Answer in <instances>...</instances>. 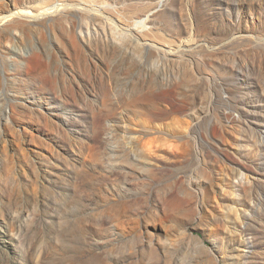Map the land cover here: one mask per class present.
Instances as JSON below:
<instances>
[{
	"label": "rangeland",
	"instance_id": "1",
	"mask_svg": "<svg viewBox=\"0 0 264 264\" xmlns=\"http://www.w3.org/2000/svg\"><path fill=\"white\" fill-rule=\"evenodd\" d=\"M39 4L0 24V264H264V0L0 15Z\"/></svg>",
	"mask_w": 264,
	"mask_h": 264
},
{
	"label": "bare ground",
	"instance_id": "2",
	"mask_svg": "<svg viewBox=\"0 0 264 264\" xmlns=\"http://www.w3.org/2000/svg\"><path fill=\"white\" fill-rule=\"evenodd\" d=\"M105 3V2H104ZM45 5V4H44ZM47 5V4H46ZM53 5V4H52ZM58 5V4H56ZM56 5L54 4L53 7H50V6H41L40 4L39 5H33L31 6L30 8H22V7H18L15 11L13 12H6V13H11L10 15H7L6 13L5 14H2L0 15V24L7 20L8 18L10 17H28V18H31V19H34L35 21H38L36 25H41L45 23V21L41 20L42 18H45L47 16H49L52 11L51 9L55 8ZM81 3H75V2H72V1H68L67 3L64 4L65 8L68 7V12H70L71 10H82V7L81 6H84V5H81ZM84 8V7H83ZM87 8V7H86ZM85 9V8H84ZM83 9V10H84ZM54 13V12H53ZM87 14L90 16V17H93V18H96L98 19L97 16H93L91 14V10L87 9ZM103 16V15H102ZM133 20V19H132ZM136 21V20H135ZM144 20H141L140 22H138L139 24H143ZM133 23V22H132ZM145 23V22H144ZM112 29H114L115 31H117V25L116 23L113 21L112 23ZM26 26L27 25H23V24H11L8 28V30H0V39H1V36H3V34H6L8 36H11L14 32V30H26ZM35 26V25H34ZM33 27V26H32ZM135 28V27H134ZM138 28V27H136ZM140 29V28H139ZM138 29V30H139ZM133 30V28H132ZM6 31V32H5ZM119 32V31H118ZM115 33V32H114ZM121 34V31L119 33V35ZM125 35V34H124ZM115 36V34H114ZM123 36V35H122ZM119 38V37H118ZM117 38V39H118ZM138 38V37H137ZM117 41V40H116ZM186 42H188V44H192V40H187ZM123 43V42H122ZM133 43V41L131 42ZM118 44V43H116ZM133 45L141 50H147V47L145 46L146 44H143L140 42V39L138 38L136 40V42L133 43ZM118 48L119 46L116 45ZM153 48L152 47H149L148 50H152ZM160 52V51H159ZM167 54V53H166ZM148 58V57H147Z\"/></svg>",
	"mask_w": 264,
	"mask_h": 264
}]
</instances>
